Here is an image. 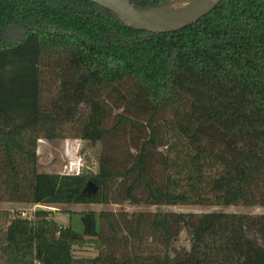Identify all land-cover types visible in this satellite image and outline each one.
<instances>
[{"label": "trees", "instance_id": "1", "mask_svg": "<svg viewBox=\"0 0 264 264\" xmlns=\"http://www.w3.org/2000/svg\"><path fill=\"white\" fill-rule=\"evenodd\" d=\"M39 140L96 145V173L38 172ZM0 203L264 208V4L222 0L147 34L87 0H0ZM80 220L82 234L52 211H0V264H264V213Z\"/></svg>", "mask_w": 264, "mask_h": 264}, {"label": "rangeland", "instance_id": "2", "mask_svg": "<svg viewBox=\"0 0 264 264\" xmlns=\"http://www.w3.org/2000/svg\"><path fill=\"white\" fill-rule=\"evenodd\" d=\"M190 0H177L169 3V11L179 9L187 4ZM180 6V7H179ZM56 80L51 71H45L43 75V89L47 96H51L56 91ZM97 146L86 144L79 140H56L45 141L39 140L37 143L38 172L47 174H76V171L69 167V163L75 162L76 159L82 160L80 172L96 173L97 171ZM45 210L52 211L53 219L62 226L71 227L73 231L82 234L83 226L80 220V214L83 212L93 211L96 214L101 211L113 213L125 212L128 214L139 212H174V213H240L259 215L264 213V208L258 207H198V206H133L128 203L110 204V205H29L19 203H0V211H6L11 217L21 214V217L31 218L35 211ZM98 223V218H97ZM177 246H188L184 233L180 235ZM95 251L91 247L82 250H75L76 257H93Z\"/></svg>", "mask_w": 264, "mask_h": 264}, {"label": "water", "instance_id": "3", "mask_svg": "<svg viewBox=\"0 0 264 264\" xmlns=\"http://www.w3.org/2000/svg\"><path fill=\"white\" fill-rule=\"evenodd\" d=\"M87 1L110 10L125 26L134 30L147 34H167L196 24L200 19L216 9L222 0H204L196 8L185 13L183 17L171 20L157 19L150 15L152 10L159 7L151 10H142L132 6L129 0H108L110 3L101 0ZM259 1L264 4V0ZM98 190L96 185L89 182L84 189V193L91 196L96 194Z\"/></svg>", "mask_w": 264, "mask_h": 264}, {"label": "bare ground", "instance_id": "4", "mask_svg": "<svg viewBox=\"0 0 264 264\" xmlns=\"http://www.w3.org/2000/svg\"><path fill=\"white\" fill-rule=\"evenodd\" d=\"M110 3L108 0H101ZM204 0H190L187 4L183 6H179L180 8L174 11H169V4L161 6L157 9H154L150 12V15L157 18V19H162V20H171V19H177L180 17H183L185 13L188 11L196 8L200 3H202ZM171 4V3H170ZM126 21H128L125 18Z\"/></svg>", "mask_w": 264, "mask_h": 264}, {"label": "built area", "instance_id": "5", "mask_svg": "<svg viewBox=\"0 0 264 264\" xmlns=\"http://www.w3.org/2000/svg\"><path fill=\"white\" fill-rule=\"evenodd\" d=\"M81 162H82V160L80 158H78V159H76L75 162L69 163V167L71 169L74 168V170L76 171V174H79L80 173Z\"/></svg>", "mask_w": 264, "mask_h": 264}, {"label": "crops", "instance_id": "6", "mask_svg": "<svg viewBox=\"0 0 264 264\" xmlns=\"http://www.w3.org/2000/svg\"><path fill=\"white\" fill-rule=\"evenodd\" d=\"M94 257V256H93Z\"/></svg>", "mask_w": 264, "mask_h": 264}]
</instances>
